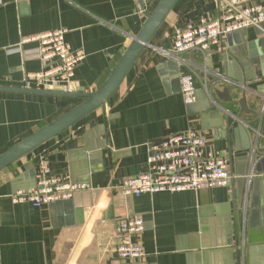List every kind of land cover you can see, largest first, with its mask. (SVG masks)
<instances>
[{
  "label": "crops",
  "instance_id": "0c3cea01",
  "mask_svg": "<svg viewBox=\"0 0 264 264\" xmlns=\"http://www.w3.org/2000/svg\"><path fill=\"white\" fill-rule=\"evenodd\" d=\"M158 1L3 0L0 86L26 87L27 73L43 68L37 43L3 48L63 28L71 48L85 53L64 90H97ZM218 4L178 0L103 107L0 171V264H264V22L191 56L189 104L179 81L189 56L172 48L174 26L217 12ZM81 101L0 90V153ZM187 129L227 159L230 186L139 196L114 189L147 169L151 143ZM40 161L87 188L40 207L12 203L14 190L33 186ZM137 215L144 256L119 259L117 222Z\"/></svg>",
  "mask_w": 264,
  "mask_h": 264
},
{
  "label": "built area",
  "instance_id": "2783aa9c",
  "mask_svg": "<svg viewBox=\"0 0 264 264\" xmlns=\"http://www.w3.org/2000/svg\"><path fill=\"white\" fill-rule=\"evenodd\" d=\"M264 0H219L217 12H207L194 22L171 31L173 53L189 56L184 60L187 71L180 74V92L186 104L195 98V72L191 56L195 52L204 55L213 45H219L227 34L264 22ZM3 0H0V4ZM66 29L59 28L21 37L4 51L13 53L24 43L35 42L43 68L27 73L26 87L62 86L71 82L75 68L85 58L81 49H72L65 39ZM147 169L134 176L123 178L113 186L121 195L139 196L142 193L160 191L199 190L226 187L232 183L227 159L212 150L208 140L197 130L171 133L147 149ZM86 184L73 181L65 174L51 171L45 161H40L33 186L17 188L10 194L12 203H30L34 207L59 200H67L86 189ZM144 229L141 216H124L117 222L116 257L136 260L144 256L138 236Z\"/></svg>",
  "mask_w": 264,
  "mask_h": 264
},
{
  "label": "water",
  "instance_id": "95a60500",
  "mask_svg": "<svg viewBox=\"0 0 264 264\" xmlns=\"http://www.w3.org/2000/svg\"><path fill=\"white\" fill-rule=\"evenodd\" d=\"M177 2L178 0H159L150 12H146V19L142 27L138 33L133 36L131 42L124 50L123 54L105 81L95 91H65L62 86L54 88L52 86H46L41 89L0 86V90L2 91L27 92L59 97H78L82 99L79 104L72 107L61 116L45 124L7 150L0 153V171L28 153L34 151L41 144L74 125L90 113L103 107L118 89L128 71L143 50L150 45L151 39Z\"/></svg>",
  "mask_w": 264,
  "mask_h": 264
}]
</instances>
